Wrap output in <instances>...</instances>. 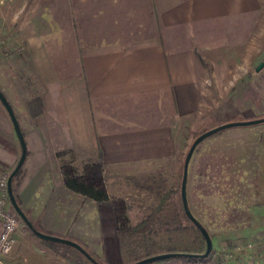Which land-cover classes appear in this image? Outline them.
<instances>
[{"label":"crops","instance_id":"1","mask_svg":"<svg viewBox=\"0 0 264 264\" xmlns=\"http://www.w3.org/2000/svg\"><path fill=\"white\" fill-rule=\"evenodd\" d=\"M27 1L31 19L22 17ZM263 9L264 0H0L2 30L12 33L22 20L21 38L10 40L23 41L41 101L40 111L29 108L33 93L9 59L16 55L4 53L10 42L0 41V89L26 143L13 188L34 226L78 241L105 264H126L116 201L175 173V128L204 101L207 66L254 36ZM64 149L77 164L100 163L92 177L103 181L107 201L65 186L56 156ZM19 153L0 102V177ZM32 249L41 261L63 263L20 229L7 263L30 264Z\"/></svg>","mask_w":264,"mask_h":264},{"label":"rangeland","instance_id":"2","mask_svg":"<svg viewBox=\"0 0 264 264\" xmlns=\"http://www.w3.org/2000/svg\"><path fill=\"white\" fill-rule=\"evenodd\" d=\"M25 6L28 9L22 17L31 19L30 3L25 2ZM21 23L17 19L12 24V33L0 26L3 38L0 41L4 45L10 42L11 47L6 49L5 45L4 53L16 55L9 59L15 60L14 64L25 76L28 73L24 43L10 40L13 35L21 38ZM254 30V36L239 53L230 51L216 58L211 67L207 66L204 101L195 110L184 113L175 128V173L168 171L152 183L136 184L126 199L116 201L120 206L118 217L125 224L134 227L152 217L148 230L133 231L120 238L126 264L165 251H204L202 233L182 210L183 162L189 145L200 132L226 121L264 116V65L255 70L260 63L264 64V9ZM81 164H75L78 170L95 181L92 169H83L86 164ZM186 190L188 206L211 235L213 250L202 260L170 257L146 264L264 263V122L226 127L201 140L189 160ZM19 229L46 245L21 219ZM43 255L35 254L32 249L30 264H49L40 260ZM49 261L52 260L49 258ZM62 264L70 262L64 259ZM80 264L92 263L83 258Z\"/></svg>","mask_w":264,"mask_h":264},{"label":"water","instance_id":"3","mask_svg":"<svg viewBox=\"0 0 264 264\" xmlns=\"http://www.w3.org/2000/svg\"><path fill=\"white\" fill-rule=\"evenodd\" d=\"M263 62L260 63L255 70L259 71L263 67ZM0 102L4 106L5 110L8 113V116L11 120L14 132L16 134V137L19 142L20 147V153L18 156V159L14 165V167L11 169L7 176V192L8 197L11 206L16 211V213L19 215L20 219L25 223V225L31 230V232L36 235L38 238L46 241H52L57 243H62L68 246L73 247L77 251H79L87 260H89L92 264H105L101 261H99L97 258H95L82 244H80L78 241L73 240L68 237L55 235L52 233L44 232L39 230L34 226L32 221L29 219V217L26 215L22 207L18 204L14 191H13V179L14 176L17 174V172L22 167V164L24 163V159L26 156V143L24 140V136L22 133V130L19 126L18 120L16 118V115L14 113V110L12 106L10 105L9 101L7 100L6 96L3 94V92L0 89ZM264 122V116L256 117L252 119H243V120H234V121H226L223 123H220L218 125H215L213 127H210L209 129H206L202 132H200L191 142L189 145V148L186 152L184 162H183V171H182V177H181V185H180V196H181V202L184 208V211L186 215L189 217V219L196 225V227L200 230L202 233L204 240H205V249L203 252L193 253V252H187V251H165L160 252L156 254L147 255L145 257H142L140 259H137L131 263L128 264H146L149 262H154L157 260H162L170 257H180V256H188V257H205L207 256L213 247V240L211 235L209 234L208 230L205 228V226L202 225V223L196 218V216L193 215L191 212L189 206H188V200H187V173H188V164L189 160L191 158V155L193 153L194 148L197 146V144L203 140L205 137L214 134L218 132L219 130L230 127V126H238V125H250V124H257Z\"/></svg>","mask_w":264,"mask_h":264},{"label":"trees","instance_id":"4","mask_svg":"<svg viewBox=\"0 0 264 264\" xmlns=\"http://www.w3.org/2000/svg\"><path fill=\"white\" fill-rule=\"evenodd\" d=\"M20 78L23 80L26 87H28V89H30V91H32L33 93V97L29 103V108L30 109L34 108L35 110L40 111L41 101L39 97L34 93V89L32 87L33 85L30 81V76L29 77L27 75L23 76L22 74L20 75ZM56 156L59 161L64 184L68 189L74 192L80 193L84 195L85 197L92 198L96 201H107L110 198L109 193L106 191L104 187L103 181L101 180L93 181L89 177H85L82 173L83 171L78 170V167L75 165L77 164L76 159L71 149L60 150L56 153ZM85 164L86 165L83 166V169L85 167H88L94 170L100 166L99 165L100 163L96 161L94 162L88 161ZM20 171H21V168L17 172V174L14 176V179H13L14 183L16 182L20 174ZM13 191H14V188H13ZM15 197H16V200L18 201L16 194H15ZM182 210H183L184 216L189 219V217L186 215L184 211L183 205H182ZM150 218L147 217L143 219L141 222H139L136 226L132 227V225L125 224L122 220H120V218L117 215L119 236L124 237L125 235H128L132 233L133 231H137V230L139 231L148 230L147 228L152 222V217ZM42 241L56 254L62 256L64 259H66L71 264H80L82 259L85 258L79 251H77L71 246H68L62 243L52 242V241H46V240H42ZM180 257L192 259V260H202V257H188V256H180ZM162 260H167V259H162Z\"/></svg>","mask_w":264,"mask_h":264},{"label":"built area","instance_id":"5","mask_svg":"<svg viewBox=\"0 0 264 264\" xmlns=\"http://www.w3.org/2000/svg\"><path fill=\"white\" fill-rule=\"evenodd\" d=\"M19 219V215L9 201L7 175H3L0 177V264H8L6 256L13 249L16 242Z\"/></svg>","mask_w":264,"mask_h":264}]
</instances>
